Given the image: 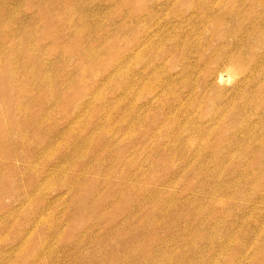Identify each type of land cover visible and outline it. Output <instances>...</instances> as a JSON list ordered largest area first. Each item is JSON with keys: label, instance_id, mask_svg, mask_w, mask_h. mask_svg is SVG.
Returning a JSON list of instances; mask_svg holds the SVG:
<instances>
[{"label": "rangeland", "instance_id": "1", "mask_svg": "<svg viewBox=\"0 0 264 264\" xmlns=\"http://www.w3.org/2000/svg\"><path fill=\"white\" fill-rule=\"evenodd\" d=\"M263 138L264 0H0V264H264Z\"/></svg>", "mask_w": 264, "mask_h": 264}, {"label": "bare ground", "instance_id": "2", "mask_svg": "<svg viewBox=\"0 0 264 264\" xmlns=\"http://www.w3.org/2000/svg\"><path fill=\"white\" fill-rule=\"evenodd\" d=\"M247 51L248 50H246V52ZM253 57H254V55L252 53H249V62L252 61ZM227 58H228L229 61L231 60V65L229 67L227 66L228 68H227V71H226L227 74H228V77L229 76L233 77L234 75L237 76V75L240 74V72H241V75H243V73L245 72V70L243 69V67H244L243 59L240 56H238V55H236V56L235 55H231V56L228 55ZM222 76H223V74L220 73V75L218 77H216V78H220L221 79V78H223ZM257 148L260 151L259 152L260 155H261L260 159H263L264 158V138L262 139V141L257 143ZM262 168H264V165H262ZM263 175H264V171L262 172L261 176H263ZM82 210H83V207H80L77 212L80 213V212H82ZM76 218H79V217H75L74 221L76 220Z\"/></svg>", "mask_w": 264, "mask_h": 264}]
</instances>
